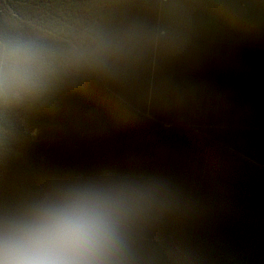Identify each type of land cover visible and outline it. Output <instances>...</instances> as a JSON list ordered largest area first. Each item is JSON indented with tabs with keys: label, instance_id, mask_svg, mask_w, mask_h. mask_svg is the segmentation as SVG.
Wrapping results in <instances>:
<instances>
[{
	"label": "clouds",
	"instance_id": "clouds-1",
	"mask_svg": "<svg viewBox=\"0 0 264 264\" xmlns=\"http://www.w3.org/2000/svg\"><path fill=\"white\" fill-rule=\"evenodd\" d=\"M71 38L0 23V128L84 82L105 94L108 116L182 113L202 87L176 69L219 25L250 23L261 0H106ZM2 149V148H0ZM203 197L165 174L106 171L53 178L0 201V264H193L175 229Z\"/></svg>",
	"mask_w": 264,
	"mask_h": 264
},
{
	"label": "trees",
	"instance_id": "trees-1",
	"mask_svg": "<svg viewBox=\"0 0 264 264\" xmlns=\"http://www.w3.org/2000/svg\"><path fill=\"white\" fill-rule=\"evenodd\" d=\"M110 10L106 0H0V23L68 39ZM176 71L203 102L158 111L163 119L153 110L111 120L91 82L14 113L0 128V201L68 175L165 174L203 197V213L174 230L193 264H264V47L205 40ZM206 108L222 121L205 123Z\"/></svg>",
	"mask_w": 264,
	"mask_h": 264
},
{
	"label": "rangeland",
	"instance_id": "rangeland-1",
	"mask_svg": "<svg viewBox=\"0 0 264 264\" xmlns=\"http://www.w3.org/2000/svg\"><path fill=\"white\" fill-rule=\"evenodd\" d=\"M207 40L219 43L223 42L229 44L264 47V0H261V4L257 6L252 22L235 27L230 25H219L211 32ZM206 98L208 100L210 99L207 95ZM154 112L160 115V118L163 119L162 116L164 115L158 113V110H154ZM174 114H172V116ZM211 116L213 117L212 120L215 124H218L220 120L222 121L221 114L216 112L213 115V112L209 108H206V115L203 118L204 122L211 123L210 119H207V117L211 118ZM34 134L36 136L38 135V132H35Z\"/></svg>",
	"mask_w": 264,
	"mask_h": 264
},
{
	"label": "crops",
	"instance_id": "crops-1",
	"mask_svg": "<svg viewBox=\"0 0 264 264\" xmlns=\"http://www.w3.org/2000/svg\"><path fill=\"white\" fill-rule=\"evenodd\" d=\"M207 40V39H206ZM210 41V40H209ZM216 42V41H215Z\"/></svg>",
	"mask_w": 264,
	"mask_h": 264
}]
</instances>
